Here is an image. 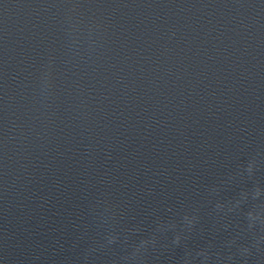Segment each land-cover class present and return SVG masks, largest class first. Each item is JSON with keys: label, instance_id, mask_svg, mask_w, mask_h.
Wrapping results in <instances>:
<instances>
[{"label": "water", "instance_id": "1", "mask_svg": "<svg viewBox=\"0 0 264 264\" xmlns=\"http://www.w3.org/2000/svg\"><path fill=\"white\" fill-rule=\"evenodd\" d=\"M0 264H264V0H0Z\"/></svg>", "mask_w": 264, "mask_h": 264}]
</instances>
